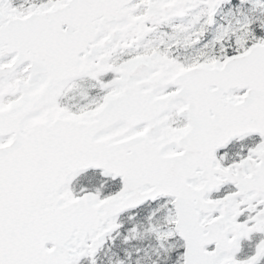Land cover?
Listing matches in <instances>:
<instances>
[{
  "label": "snow or ice",
  "instance_id": "1",
  "mask_svg": "<svg viewBox=\"0 0 264 264\" xmlns=\"http://www.w3.org/2000/svg\"><path fill=\"white\" fill-rule=\"evenodd\" d=\"M0 264H264V0H0Z\"/></svg>",
  "mask_w": 264,
  "mask_h": 264
}]
</instances>
